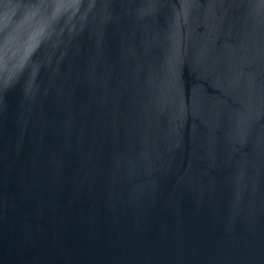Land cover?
Masks as SVG:
<instances>
[{"label": "water", "instance_id": "obj_1", "mask_svg": "<svg viewBox=\"0 0 264 264\" xmlns=\"http://www.w3.org/2000/svg\"><path fill=\"white\" fill-rule=\"evenodd\" d=\"M0 264H264V0H0Z\"/></svg>", "mask_w": 264, "mask_h": 264}]
</instances>
